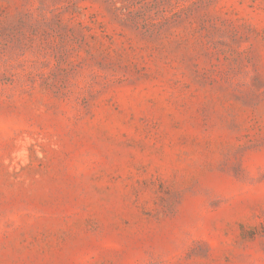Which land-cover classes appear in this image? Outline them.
I'll use <instances>...</instances> for the list:
<instances>
[{
    "label": "rangeland",
    "instance_id": "rangeland-1",
    "mask_svg": "<svg viewBox=\"0 0 264 264\" xmlns=\"http://www.w3.org/2000/svg\"><path fill=\"white\" fill-rule=\"evenodd\" d=\"M0 264H264V0H0Z\"/></svg>",
    "mask_w": 264,
    "mask_h": 264
}]
</instances>
